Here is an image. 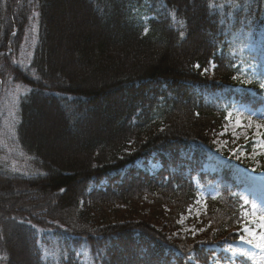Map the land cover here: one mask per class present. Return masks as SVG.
Here are the masks:
<instances>
[{
  "label": "trees",
  "instance_id": "trees-1",
  "mask_svg": "<svg viewBox=\"0 0 264 264\" xmlns=\"http://www.w3.org/2000/svg\"><path fill=\"white\" fill-rule=\"evenodd\" d=\"M68 7L89 27L70 75L50 57ZM245 100L264 108V0H0V264H209L247 208L214 145ZM52 113L70 164L38 143ZM201 195L197 242L176 233Z\"/></svg>",
  "mask_w": 264,
  "mask_h": 264
},
{
  "label": "rangeland",
  "instance_id": "rangeland-1",
  "mask_svg": "<svg viewBox=\"0 0 264 264\" xmlns=\"http://www.w3.org/2000/svg\"><path fill=\"white\" fill-rule=\"evenodd\" d=\"M67 9L73 11L69 7ZM84 21L85 17L78 18L74 13L72 19L62 22L60 32L56 34L59 44H53L50 57H52V62L55 61L56 64L59 63L63 66L67 75L70 74L65 65H70L71 68L75 69V55L72 54L75 43L85 41L84 36L88 33L89 27L84 24ZM62 56L66 58L64 60L66 64L61 60ZM74 75L78 76L76 70ZM84 77L83 74L82 76L79 75L78 78L84 80ZM239 78L244 83L249 82L244 75H240ZM256 108V105L249 100H245L237 106L234 111L228 114L223 131L214 140V144L221 154L227 155L228 160L245 169L240 170L241 173L237 171L241 178L245 175L248 182L252 181V183L251 185L245 184L243 187L244 196L248 200V203L245 202V204H248L247 207L249 208H246V212L242 215L241 229L236 232L237 240L234 243L222 241L220 246H214L212 250L215 252L212 251L209 264H264V250L256 247L258 235L264 233V227H261V224H264V220H261V217H264V171H262L264 167V108L257 110ZM49 115V119L44 120L37 127V133L40 132L38 143L45 146L46 155L54 157L57 161L61 160L65 164H70L74 157H80L75 152L81 143L80 136L70 141L69 136L63 131V125L55 122L57 116L54 113ZM89 145H92V142H85L84 147ZM139 166L142 165L139 164ZM159 166L158 163L153 164L149 160L146 165L143 164L139 169H144L150 174L158 170ZM221 166L222 164L219 162L209 163L205 166V170L213 173L220 171ZM253 203L255 208H253ZM206 209L207 203L201 196L187 214L180 217L178 221L180 228L176 234L183 238L192 237L197 242H203L202 231L204 229H201L200 224ZM246 229L250 231H246ZM13 231L10 229L9 239L14 245L13 238L16 236V232ZM250 232L257 234V237L250 235ZM249 240L253 242L249 243ZM24 263L25 261L21 264Z\"/></svg>",
  "mask_w": 264,
  "mask_h": 264
},
{
  "label": "snow or ice",
  "instance_id": "snow-or-ice-1",
  "mask_svg": "<svg viewBox=\"0 0 264 264\" xmlns=\"http://www.w3.org/2000/svg\"><path fill=\"white\" fill-rule=\"evenodd\" d=\"M245 202L248 203L247 198H245ZM253 208H255V204L254 203H253ZM261 220H264V217H261ZM261 227H264V224H261ZM246 231H250V230L246 229ZM250 235H253L254 237H257V234H255V233H251L250 232ZM257 239H258V242L256 243V247H259L262 250H264V233L259 234ZM248 242L252 243L253 241L249 240Z\"/></svg>",
  "mask_w": 264,
  "mask_h": 264
},
{
  "label": "bare ground",
  "instance_id": "bare-ground-1",
  "mask_svg": "<svg viewBox=\"0 0 264 264\" xmlns=\"http://www.w3.org/2000/svg\"><path fill=\"white\" fill-rule=\"evenodd\" d=\"M57 5V4H56ZM55 13H56V15H58L57 14V12H61V6H60V4H58L55 8H54V10H53ZM64 11H66V12H64ZM63 11V17L64 18H67V19H72L73 17H74V12L73 11H71V10H69V9H65ZM59 17V16H58ZM54 24H55V26H56V28H57V24H58V20L56 19L55 20V22H54Z\"/></svg>",
  "mask_w": 264,
  "mask_h": 264
}]
</instances>
